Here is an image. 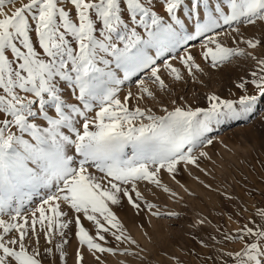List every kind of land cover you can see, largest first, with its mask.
I'll use <instances>...</instances> for the list:
<instances>
[{
  "label": "snow or ice",
  "instance_id": "1",
  "mask_svg": "<svg viewBox=\"0 0 264 264\" xmlns=\"http://www.w3.org/2000/svg\"><path fill=\"white\" fill-rule=\"evenodd\" d=\"M13 3L0 0V264H43L41 237L44 255L63 260L69 231L91 254L118 251L105 246L108 235L135 244L113 209L126 201L137 213L177 216L152 211L138 185L170 191L163 172L199 167L206 153H194L212 144L215 126L252 117L264 99V57L254 55L264 39L241 32L264 22V0H27L9 13ZM231 33L226 46L220 37ZM196 42L211 68L240 56L254 62L235 85L242 94L213 93L195 108L173 100L157 114L148 81L167 91L162 73L202 72ZM126 82L137 92L121 99ZM258 219L224 235L240 245L226 252L231 264H264V208Z\"/></svg>",
  "mask_w": 264,
  "mask_h": 264
},
{
  "label": "rangeland",
  "instance_id": "2",
  "mask_svg": "<svg viewBox=\"0 0 264 264\" xmlns=\"http://www.w3.org/2000/svg\"><path fill=\"white\" fill-rule=\"evenodd\" d=\"M25 2L27 0H14L13 4L5 5V10L10 13ZM241 32L245 38L264 39V22L242 26ZM234 35L222 34L220 40L226 46H233ZM237 46L251 51L243 43ZM192 51L202 72L196 70L192 75L182 70L181 80L162 73L167 91L148 81L149 88L157 95L155 99L146 97L147 106L157 114H162L165 106L171 108L173 100L184 107L195 108L206 107L207 97L213 93L221 98H236L242 94L235 87L236 83L248 79L255 67L250 58L240 56L214 69L202 59L199 42ZM254 55L264 57V47H258ZM171 62L180 66L179 60ZM129 90L137 92L135 83L122 85L120 98L123 99ZM136 104L133 99L129 107ZM140 106L144 107L145 101H140ZM209 138L212 144L205 143L194 153H206L199 157V167L181 164L175 178L166 171L161 174L162 184L170 191L147 183L138 185L145 200L156 205L152 211L176 212L177 216H153L148 210L137 213L125 201L113 211L135 244L116 241L108 235L105 246L118 251L91 254L78 245L77 238L69 231L65 256L60 260L55 252L44 255V249L49 245L41 237L43 264H78V250L83 252V264H224V261L231 264L226 252L240 245L235 241L225 242L224 235L235 233L244 224L259 223L258 210L264 208V99L260 100L252 117L218 124ZM40 195L27 206V212L38 206ZM83 223L92 230L90 222L84 220ZM125 248L129 249L127 253L123 251ZM96 256L100 257L99 262Z\"/></svg>",
  "mask_w": 264,
  "mask_h": 264
}]
</instances>
